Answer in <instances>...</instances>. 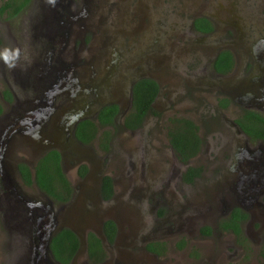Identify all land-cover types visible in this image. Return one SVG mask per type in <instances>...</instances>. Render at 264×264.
<instances>
[{
	"label": "flooded vegetation",
	"instance_id": "flooded-vegetation-1",
	"mask_svg": "<svg viewBox=\"0 0 264 264\" xmlns=\"http://www.w3.org/2000/svg\"><path fill=\"white\" fill-rule=\"evenodd\" d=\"M197 17L208 20L211 28L207 31L196 28L194 21ZM189 24L192 30L200 34L209 35L217 30L213 18L202 13L192 17ZM222 34L223 41L213 46L207 57L202 60L205 66H209L214 77V82L210 83L212 89L208 91V97L205 99L208 112L204 114V118L201 117L206 127L201 125L200 119L195 121L192 117L177 112L168 115L163 106L157 108L155 102L164 94V89L162 83L150 74L138 75L132 79V86L135 80L143 77L154 79L158 86L151 101V108L135 127L125 126L123 122L125 113L131 107L132 96L121 114L118 101H105L97 103L92 113L76 114L72 118L66 113V109L54 108L56 104L53 100L56 99L58 103L64 101L67 96L65 93H55V98L47 104L37 103L33 99L35 95H29L28 90L22 86L9 88L11 99L4 98L0 93V132L8 131L10 142L18 137L24 140L42 136L41 139L47 140L45 134L49 132V125L55 116L70 121V128H61L62 137L67 143H71L70 149L45 146L41 153L35 156L31 165L27 156H23L15 159L13 166L9 167L10 176L4 169L0 170V193L11 198L16 204L20 212L17 219L20 220L22 228L32 229L31 219H34L36 229L44 233L40 235L44 236L41 238L38 233L32 232L28 234V239H24L21 247H15L22 253L20 264H64L54 257L52 238L64 227H70L50 224V213L53 209L59 210L62 206L74 204L77 197L85 199L82 204L92 207L95 213H99L101 220L98 231L91 226L80 233L70 228L77 236L78 246L65 264L72 263L79 247L82 248L79 264H264V25L248 22L246 31L241 32L242 51L233 46L237 41L230 38L229 30L224 29ZM221 52L231 54L232 59L231 65L224 71H219L214 66ZM223 78L229 81L225 88L218 85ZM182 86L180 91H187L189 88L192 90L191 86L185 88L183 83ZM109 103H117L118 111L113 116V124L102 126L96 115L103 105ZM150 116L152 120L148 122ZM181 119H188L197 125L199 149L183 160L169 141L175 160L172 163L175 169L174 177L169 176V183L165 181L166 184L160 186L162 188L146 189L149 226L141 232L142 240L140 237L138 242H135L133 237L128 236L127 239L121 238V242L123 226L120 219L107 215L99 204L117 199L123 190L120 191L117 187V175L109 170L108 166L98 171H93V168L103 159L102 156L107 157L109 161L119 128L133 135L145 124L149 129L153 125L154 130H151L149 140L158 139L159 136L169 140V128L173 124L183 126ZM31 120L32 123L40 124L39 132L37 128L31 129ZM85 120H91L98 127L90 142H83L76 136L79 124L84 133L86 131L90 135L94 132L90 122H84ZM104 129H110L108 149L101 146L103 137L100 134ZM156 131L159 134H156ZM205 131L206 138L203 135ZM78 146L90 147L91 152L77 154ZM49 149H57L60 152L62 170L71 183L70 197L64 201L55 200L40 190L35 183H24L18 168V164L24 162L33 170L36 160ZM204 149L206 154L203 153ZM70 150L73 154L71 162H65ZM7 154L6 149L0 154V168ZM81 165L87 167L84 173L80 171ZM207 166L208 186L197 187L198 179ZM105 177L110 181L111 191L108 195L103 188ZM83 184L91 186L96 200L92 195L84 196L85 187L80 189ZM177 184L180 187H169ZM23 186L36 187L42 193L36 208L37 215H26L30 199L19 190L18 187ZM108 220L112 224L105 226ZM52 225L55 229L48 237L46 232ZM128 228L131 229L130 226ZM89 232H93L100 239L104 251V258L95 263L88 257L89 244H92ZM109 232L112 234L111 239ZM63 245L67 247L66 241ZM69 251L67 249L65 255Z\"/></svg>",
	"mask_w": 264,
	"mask_h": 264
},
{
	"label": "rangeland",
	"instance_id": "rangeland-1",
	"mask_svg": "<svg viewBox=\"0 0 264 264\" xmlns=\"http://www.w3.org/2000/svg\"><path fill=\"white\" fill-rule=\"evenodd\" d=\"M199 13L213 18L217 26L214 33L206 35L192 30L189 23ZM248 22L264 25V0H29L14 16L0 11V93L5 87L22 86L29 95H36L39 85L45 91V86L56 83L57 74H62L74 80L79 90L59 103L53 100L57 107L63 106L67 111L77 107L91 110L105 100H117L124 106L132 79L150 74L164 89L155 102L157 108L163 106L168 115L177 112L195 121L200 119L206 127L201 119L208 112L205 99L214 77L202 60L213 46L223 41L224 29L237 41L233 46L242 51L241 32L246 31ZM181 81L192 90L180 91ZM228 84L224 78L218 83L223 88ZM152 126L149 129L145 124L133 135L119 128L109 161L102 156L93 168L98 171L108 166L117 175V187L123 190L117 199L99 204L107 215L120 219L123 226L120 241L128 236L135 242L140 237L142 240L141 232L149 226L146 189L158 188L168 182L169 176L174 177L175 160L169 140L164 136L149 140ZM55 130L49 129V139ZM62 135L60 144L70 149L71 143ZM203 135L206 138V131ZM35 150L33 142L18 137L7 146L8 154L2 165L10 167L23 156H27L31 165L38 155ZM76 152L88 154L91 149L78 146ZM206 152L204 149L203 153ZM71 153L72 150L65 162H71ZM208 179L207 166L197 187H207ZM83 187L84 196L89 194L95 199L91 186L83 184L80 189ZM20 189L29 198L42 197L36 187ZM82 200L77 197L75 214L70 215L78 229L84 225L83 220L93 223L97 220L92 207L87 205L86 218H81ZM2 205L0 198V264H17L22 253L15 247L24 239L10 221L3 219Z\"/></svg>",
	"mask_w": 264,
	"mask_h": 264
},
{
	"label": "trees",
	"instance_id": "trees-1",
	"mask_svg": "<svg viewBox=\"0 0 264 264\" xmlns=\"http://www.w3.org/2000/svg\"><path fill=\"white\" fill-rule=\"evenodd\" d=\"M29 0H3L0 5V11H6L9 16H14L21 11ZM195 27L200 30L207 31L211 28V24L203 17H197L194 21ZM231 54H224L221 52L215 60L214 66L219 71H224L231 65ZM157 82L152 78L143 77L134 81L132 86V103L130 109L125 113L123 122L125 126L135 127L141 122L144 114L151 108V101L157 91ZM4 98L11 99V92L8 87L2 90ZM0 102V111H1ZM118 111L117 103H109L103 105L96 118L100 125L113 124V116ZM178 120V119H177ZM90 122V126L93 127L94 132L88 134L86 131L78 126L76 136L83 142H90L98 130L97 125L91 122V120H85L84 122ZM173 122L175 119L172 120ZM183 126L173 124L168 130V137L171 145L175 151L180 155L183 160L188 156L194 154L199 149L200 138L196 133L197 125L188 119H181ZM82 122V124H84ZM88 126V125H87ZM84 127H86L84 125ZM103 141L101 146L103 149H108V140L110 138V129H104L101 132ZM18 168L21 172L22 181L26 184L35 183L38 188L48 195L53 197L57 201H64L70 197L72 187L70 181L64 174L60 162V152L57 149H49L42 154L35 162L33 170L24 162L18 164ZM86 165H81L80 171L84 173ZM103 188L107 195L111 191L110 181L108 177L104 178ZM106 224H112L110 220L105 222ZM112 227V226H111ZM109 238H112V234L109 232ZM92 240V244H89L88 257L92 263L98 262L104 258V251L100 244V239L93 233L89 232V240ZM66 241V245L63 243ZM90 243V241H89ZM78 246V239L75 233L68 227L61 229L52 238V248L54 257L60 260L62 263H67ZM70 250L68 254L65 252Z\"/></svg>",
	"mask_w": 264,
	"mask_h": 264
},
{
	"label": "water",
	"instance_id": "water-1",
	"mask_svg": "<svg viewBox=\"0 0 264 264\" xmlns=\"http://www.w3.org/2000/svg\"><path fill=\"white\" fill-rule=\"evenodd\" d=\"M48 67V66H47ZM40 69V68H39ZM47 69V68H46ZM57 69V67H56ZM41 77V76H39ZM42 78V77H41ZM57 79L58 81L52 85H50L49 87L48 86H45V91L44 90H40L42 87L39 85V90H38V93H36L35 95V98H33L34 100L37 101V103H50V100H53L55 97V93L57 92H62V93H65L67 94V98H71L72 96H74L76 94V92L79 90V87L78 85L76 84V82L74 80H69L68 78H66L65 76H63L62 74H57ZM39 80V79H38ZM40 81V80H39ZM41 83V81H40ZM42 84V83H41ZM45 93L44 95L42 94ZM131 96H132V81L129 83V90H128V101L131 99ZM99 97H97L98 99ZM106 102L107 101H117V100H105ZM105 101H101V102H105ZM128 103V102H127ZM96 106V104L94 105V107ZM93 107V108H94ZM55 109H58L57 106L54 107ZM61 109H66L65 107H59ZM126 108V106H120V110H119V114L122 113V111ZM43 109V108H41ZM93 109L91 110H84L82 108H75L73 110L69 109L68 111H66V113H68V115H70L72 118L74 115L78 114V115H83V114H90L92 113ZM62 111H60L61 113ZM57 113V112H56ZM60 117L58 116H55V119L54 121L52 120V122L50 123L49 125V129H56L55 130V133H54V136L49 139L47 136H48V133L45 134V137H47L48 139L45 140V139H41L43 138L42 136L41 137H38V138H35V137H32V138H28V139H24V140H28L29 142H33L34 145L36 146V153L35 154H39L41 153L42 149L46 146H58L60 147V149L62 148V145L59 144L60 142V136L63 134L61 132V128H64V130H66V128H70V121H65V120H62L60 122ZM72 120V119H71ZM53 125V126H52ZM52 126V127H51ZM30 127L31 129L32 128H39L40 127V124L39 123H32V120L30 121ZM51 127V128H50ZM4 131V130H3ZM38 132H39V129H38ZM10 142V136L8 135V131L6 132H0V154L2 155V153L4 152V149L7 150V146L9 145ZM1 159V158H0ZM4 161V160H3ZM2 161V163H3ZM10 165V164H9ZM13 166V165H11ZM10 166V167H11ZM4 169V170H3ZM0 170H3L7 175H9V173L11 174V170L9 169V167H6L4 165L1 166ZM10 176V175H9ZM19 190L28 196V194H26L25 192H23L20 187H18ZM1 195V193H0ZM1 198V203L3 204L1 209L3 210V219H5V222L6 221H10L11 222V225L13 226L14 229L18 230L21 234H22V238L23 239H28L30 236H28V234L32 233V232H36L39 234V236L42 234L44 235L43 232H39L38 229H36V227L34 226V219H31V224L33 225L32 229L30 228H25L23 229L22 226H21V223H20V220L17 219V217L19 216V211L16 207V204L13 202V200L4 195H1L0 196ZM29 211L27 212V216H30L32 214H35L37 215V212H36V208L38 207V203H39V199H32V198H29ZM41 199V198H40ZM84 207L85 205L83 204L82 207L79 209L80 210V213H81V218L82 219H85L86 218V215L84 213ZM75 203H70L68 205H65V206H62L61 209H56L50 213L51 214V217H50V224L53 223L54 226H56V224H60L59 226L61 225H67L69 226L73 231L75 230L76 232L80 233V231H83L86 227L88 226H91V227H94L96 228V230L98 231L99 230V225H100V218L101 216H99L98 214L99 213H95L94 215L97 216V220L93 223V222H90V221H84L83 220V226H81L79 229L76 228L74 225H73V221L70 220V215L73 216V214H75ZM94 211V209H93ZM27 221H30V220H27ZM52 225V228H50L46 234L48 235V237L53 233V230L55 229V227H53ZM35 227V228H34ZM41 238L44 237V236H40ZM15 240L19 241L20 238L19 237H16ZM81 250L82 248L79 247L78 248V252L76 254V256L74 257V260L72 261L71 264H79V259L81 258ZM22 256V255H21ZM21 258V257H20ZM17 264H20L21 262L18 261L16 262Z\"/></svg>",
	"mask_w": 264,
	"mask_h": 264
}]
</instances>
